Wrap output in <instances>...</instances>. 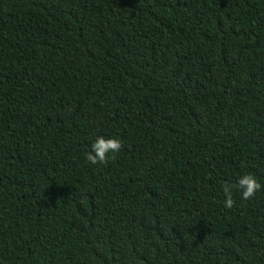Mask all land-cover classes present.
I'll return each mask as SVG.
<instances>
[{
	"label": "trees",
	"instance_id": "1",
	"mask_svg": "<svg viewBox=\"0 0 264 264\" xmlns=\"http://www.w3.org/2000/svg\"><path fill=\"white\" fill-rule=\"evenodd\" d=\"M0 264H264V0H0Z\"/></svg>",
	"mask_w": 264,
	"mask_h": 264
},
{
	"label": "clouds",
	"instance_id": "2",
	"mask_svg": "<svg viewBox=\"0 0 264 264\" xmlns=\"http://www.w3.org/2000/svg\"><path fill=\"white\" fill-rule=\"evenodd\" d=\"M121 148L122 142L119 139L99 136L91 145V151L86 154V160L93 165L107 164L110 159H116V154L121 151ZM233 188L240 191L243 200H251L257 191L262 189V185L252 174L243 175L234 185L225 183L223 185V192L226 197L224 207L228 209L234 207L235 204L232 194Z\"/></svg>",
	"mask_w": 264,
	"mask_h": 264
}]
</instances>
